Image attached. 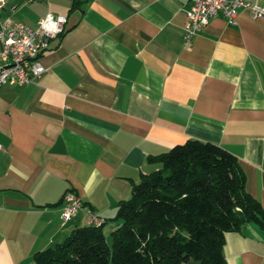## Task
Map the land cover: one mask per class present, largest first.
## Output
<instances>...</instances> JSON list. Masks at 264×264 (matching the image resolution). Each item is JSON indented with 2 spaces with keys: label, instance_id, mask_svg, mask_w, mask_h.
Masks as SVG:
<instances>
[{
  "label": "crops",
  "instance_id": "crops-1",
  "mask_svg": "<svg viewBox=\"0 0 264 264\" xmlns=\"http://www.w3.org/2000/svg\"><path fill=\"white\" fill-rule=\"evenodd\" d=\"M36 1L15 20L67 21L40 54L43 74L0 88V264H33L87 224L84 210L61 220L70 190L108 234L156 156L189 138L234 154L264 210V18L216 15L185 42L188 0ZM5 2L0 22L21 10ZM222 251L227 264H264V228L243 223Z\"/></svg>",
  "mask_w": 264,
  "mask_h": 264
},
{
  "label": "trees",
  "instance_id": "trees-1",
  "mask_svg": "<svg viewBox=\"0 0 264 264\" xmlns=\"http://www.w3.org/2000/svg\"><path fill=\"white\" fill-rule=\"evenodd\" d=\"M156 159L160 166L117 203L108 234L106 219L87 223L35 252L33 264H227V232L248 221L264 228V210L224 147L189 138Z\"/></svg>",
  "mask_w": 264,
  "mask_h": 264
},
{
  "label": "built area",
  "instance_id": "built-area-1",
  "mask_svg": "<svg viewBox=\"0 0 264 264\" xmlns=\"http://www.w3.org/2000/svg\"><path fill=\"white\" fill-rule=\"evenodd\" d=\"M4 0H0V8ZM241 8L250 10L255 18H264V6L253 0H188L186 21L182 38L191 40L204 28L209 19L216 15L227 17L234 22ZM64 15L47 13L35 26L24 20L5 17L0 22V88L4 85H28L39 78L45 71L40 61L41 52L48 46L49 40L60 34L66 24ZM60 218L63 222L71 220L84 210L87 223H102L93 210L85 207L81 197L74 191H67L62 198Z\"/></svg>",
  "mask_w": 264,
  "mask_h": 264
},
{
  "label": "rangeland",
  "instance_id": "rangeland-1",
  "mask_svg": "<svg viewBox=\"0 0 264 264\" xmlns=\"http://www.w3.org/2000/svg\"><path fill=\"white\" fill-rule=\"evenodd\" d=\"M38 1H40V0H37L36 2H38ZM24 2H25V0H14L13 4L15 6H17L18 9L20 7L21 10L19 9L20 11L16 15H12L11 16L12 18H14V19H22V18H19L20 17V13H26V12H29L30 10H32L31 5L22 6ZM4 3H6L5 0H4ZM6 8H8V4L6 5Z\"/></svg>",
  "mask_w": 264,
  "mask_h": 264
},
{
  "label": "bare ground",
  "instance_id": "bare-ground-1",
  "mask_svg": "<svg viewBox=\"0 0 264 264\" xmlns=\"http://www.w3.org/2000/svg\"><path fill=\"white\" fill-rule=\"evenodd\" d=\"M91 224H94V225H99L100 223H91Z\"/></svg>",
  "mask_w": 264,
  "mask_h": 264
}]
</instances>
